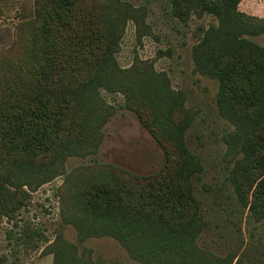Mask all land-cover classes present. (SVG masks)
I'll list each match as a JSON object with an SVG mask.
<instances>
[{
	"label": "rangeland",
	"instance_id": "374dc122",
	"mask_svg": "<svg viewBox=\"0 0 264 264\" xmlns=\"http://www.w3.org/2000/svg\"><path fill=\"white\" fill-rule=\"evenodd\" d=\"M49 1H0V53L24 40L36 9L50 7ZM79 1L78 7L95 3L114 23L111 81L95 87L82 104L81 130L77 134L76 121H70L74 136L53 161L19 172L8 185L18 206L14 216L0 210V264H54L61 256L67 264H143L131 257L134 248L99 235L101 219L83 195L97 182H135L156 175L166 162L182 165L187 160L180 130L190 118L186 140L203 163L193 176L207 221L200 246L264 264V219L256 221L242 206L230 180L236 157L226 135L234 125L219 112L220 81L194 62L206 56L209 41L222 42L213 32L220 18L206 7H181L177 0ZM238 7L264 19V0H241ZM247 39L264 47V33ZM154 86L162 92L152 104ZM167 128L174 129L172 139Z\"/></svg>",
	"mask_w": 264,
	"mask_h": 264
},
{
	"label": "trees",
	"instance_id": "16d2710c",
	"mask_svg": "<svg viewBox=\"0 0 264 264\" xmlns=\"http://www.w3.org/2000/svg\"><path fill=\"white\" fill-rule=\"evenodd\" d=\"M78 1L51 0L50 7H38L24 40L0 53V210L9 216L18 203L8 185L19 172L53 161L74 136L70 121H76L77 134L81 130L77 113L82 104L91 100L95 87L111 81L114 23L95 3L78 7ZM177 2L206 7L220 18L213 32L222 42L209 41L206 56H196L194 62L220 81L219 112L234 125L226 135L236 157L230 180L242 206L256 221L263 220L264 47L247 36L264 33V19L241 12V0ZM161 92L152 87L150 103L160 101ZM192 123L190 118L180 130L187 160L182 165L166 162L156 175L135 182H97L84 192V203L101 219L104 231L99 235L134 248L131 257L143 264H249L235 253L220 256L199 244L207 221L193 188V176L203 171V163L186 140ZM173 130L167 128L168 139ZM54 264L67 262L61 256Z\"/></svg>",
	"mask_w": 264,
	"mask_h": 264
}]
</instances>
